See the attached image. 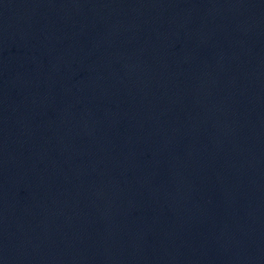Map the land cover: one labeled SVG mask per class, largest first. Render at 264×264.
<instances>
[{"label":"water","instance_id":"water-1","mask_svg":"<svg viewBox=\"0 0 264 264\" xmlns=\"http://www.w3.org/2000/svg\"><path fill=\"white\" fill-rule=\"evenodd\" d=\"M0 264H264V0H0Z\"/></svg>","mask_w":264,"mask_h":264}]
</instances>
